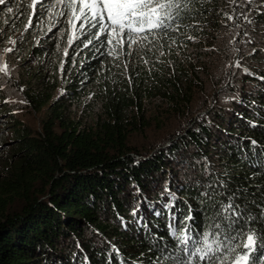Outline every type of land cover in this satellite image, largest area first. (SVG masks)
Here are the masks:
<instances>
[{"label":"trees","instance_id":"trees-1","mask_svg":"<svg viewBox=\"0 0 264 264\" xmlns=\"http://www.w3.org/2000/svg\"><path fill=\"white\" fill-rule=\"evenodd\" d=\"M177 2L170 27L111 56L97 28H73L63 3L54 12L52 46L45 40L37 68L20 72L23 110L41 127L15 104L0 112L18 154L0 166V264H178L189 228L201 245L205 233L224 239L217 224L264 237V0ZM233 58L246 73L213 76ZM229 78L227 99L214 98ZM151 130H168L161 145L132 144Z\"/></svg>","mask_w":264,"mask_h":264},{"label":"snow or ice","instance_id":"snow-or-ice-1","mask_svg":"<svg viewBox=\"0 0 264 264\" xmlns=\"http://www.w3.org/2000/svg\"><path fill=\"white\" fill-rule=\"evenodd\" d=\"M6 2L7 0H0V5H5ZM59 2L65 3V0H59ZM38 3L40 0H31L30 7L33 13ZM232 3H236V0H232ZM66 7L72 10L69 24L73 28L76 27L75 21L83 20L87 21L91 27L98 29L95 33L97 39L102 35L106 36L107 44L110 46L108 54L111 56L116 54L117 48L123 49L126 41L131 47L141 40H146L147 35L142 36V33H154L156 29L170 27L165 21L173 19L172 9L178 8L179 4L177 0H163V2L161 0H70ZM7 10L12 12L11 8ZM229 19L232 17L230 16ZM245 20H248L247 16H245ZM248 22L252 23L251 20ZM30 25L31 19L29 20ZM79 27L83 29L84 23H81ZM69 43L71 44V40ZM88 43L90 44L92 41L89 40ZM6 51L11 52L12 49L8 48ZM255 51L252 49V52ZM65 55H67V50H65ZM235 66L240 67L238 61ZM7 71V65L0 66V72L7 73ZM244 71L247 72V69ZM256 143L255 140H251L252 145H256ZM237 208L238 206H234L232 203L224 206L225 211H230L233 216L240 215ZM133 214L135 215V212ZM188 219L191 220L192 217L189 216ZM171 227L172 234L175 236V227L174 225ZM215 227L224 233V239H219L220 233H214L213 239L209 241V235L205 233L202 245L193 240L189 228L186 234L179 238V242L183 246L182 250L188 259L185 262H178V264H193L194 257L198 261H206L207 264H229V261L230 264H257V259L264 262V254L260 257L255 255L258 251L264 250V237L259 236L254 230H249L246 234L237 231L236 235H231L225 232L220 224L215 225ZM231 227L230 224L229 228ZM241 235L245 237L243 241L233 244ZM238 247L242 248L243 251L231 256V253L236 252ZM218 253L220 255H217Z\"/></svg>","mask_w":264,"mask_h":264},{"label":"rangeland","instance_id":"rangeland-1","mask_svg":"<svg viewBox=\"0 0 264 264\" xmlns=\"http://www.w3.org/2000/svg\"><path fill=\"white\" fill-rule=\"evenodd\" d=\"M68 2L69 0H65V3L63 4L66 5ZM30 5L31 0H7L5 5H0V66L7 65L8 67L7 73L0 72L1 93H3L5 90V93H3L5 96L4 101H0V112L4 106L3 104H15L16 106H14L15 108L12 109L11 112L17 113L18 116H21L22 120L26 121V123H28L31 128H36L39 130L40 124L38 121L40 120L41 115L34 113L27 114L22 107V98L20 96L22 89L19 86L21 76L20 72H23L25 69L28 72L31 69L37 68L39 60L36 54L42 49L41 46L45 40L48 39L52 46L54 37L52 40L51 38L57 32V29L53 26L54 20H56L54 12L58 11V8L61 7V3L59 0H40V3L36 5L34 13ZM8 8H11L12 12H8ZM22 8H26L27 12V14L23 17L18 15L19 10ZM38 11H42L44 15L42 16V14H38ZM31 18L32 20H34V18L36 20L34 23L31 21V25L29 26V20ZM26 32L28 35H25ZM62 34H64L63 31L59 34V37H61ZM64 38H66V36H64ZM13 41L14 43H12ZM126 44H128L127 41L124 45ZM232 44H235L234 40L232 41ZM256 44L261 45L258 42ZM137 45H140V42L137 43L136 46ZM33 46L35 47L33 48ZM261 46L264 49V40ZM8 48H11L12 51H6ZM252 49H255V47L246 48V50L249 52H252ZM53 57L54 55L52 54V58ZM237 60L238 58H233L232 61L222 62L214 65L213 76L217 73L221 74L220 72L225 71V68L228 70L231 69V76L234 75L237 70H240L239 74L243 75L241 72H245L244 69L248 68L244 65L242 69H238L239 67L235 66ZM47 61L48 63L50 62L49 57L47 58ZM214 80L215 79L210 81L209 84L207 83V88L204 92L198 93L196 95L194 103H199L200 98H204L206 96L207 89L211 87L210 84H213ZM230 82V78L224 81V84H222L221 88L218 90L220 93H215L214 98L218 97V99L221 101L226 100L229 96V93H226L224 90ZM252 88L253 83L248 84L247 90L249 91ZM5 101L6 103H2ZM210 107L214 110L216 109L217 105H214L213 107V104L210 103ZM211 109L209 111H211ZM8 112L9 111H3L5 114L0 113V126L10 124L8 121L10 120V118H8ZM4 119L7 120L1 121ZM0 130V166H2L5 162H8L9 159H15L18 154L16 153L17 150L15 148V140L12 137L11 130H9V128H0ZM167 133L168 130H151L138 135L137 138L132 141V144H137L140 147L143 145L149 147L150 145H155L158 143L159 146L162 144L161 140H163L164 134ZM209 157H211V155H209ZM193 182H196L195 184H198L199 186L201 184L198 179H194Z\"/></svg>","mask_w":264,"mask_h":264},{"label":"bare ground","instance_id":"bare-ground-1","mask_svg":"<svg viewBox=\"0 0 264 264\" xmlns=\"http://www.w3.org/2000/svg\"><path fill=\"white\" fill-rule=\"evenodd\" d=\"M140 113V112H139ZM136 149V148H135ZM203 231V230H202ZM204 232V231H203Z\"/></svg>","mask_w":264,"mask_h":264}]
</instances>
